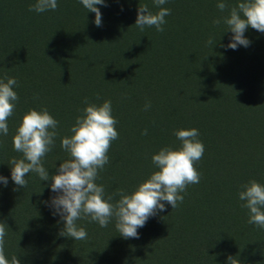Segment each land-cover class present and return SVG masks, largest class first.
I'll use <instances>...</instances> for the list:
<instances>
[{"label": "trees", "instance_id": "16d2710c", "mask_svg": "<svg viewBox=\"0 0 264 264\" xmlns=\"http://www.w3.org/2000/svg\"><path fill=\"white\" fill-rule=\"evenodd\" d=\"M69 1L71 0H60L55 12L67 10L69 14H73V20L57 18L54 15V11L51 10L44 13L45 17L40 18L41 15L39 13L28 11L29 6L28 3L26 4V0H21L18 5L14 0H0V79L14 77L18 81V86L14 88V91L17 92L19 97L15 111L8 120V135H0V176L8 179L7 186L0 184V222H3L8 228L5 236V255L9 260L12 255H17L20 264L196 263L195 260H199L202 255L203 246L206 248L213 246V243L218 238V233L213 227L210 228L209 226V229H207V225L205 227L204 224L195 225V223L191 222L188 230L193 232L188 233L186 237L193 235L192 239H195L193 240L194 243L189 246L192 248L190 253L192 255L196 254L195 257L193 256L195 260L184 259L181 256V252L184 249L177 250L179 251V256L175 255L176 250L173 248H178L182 245L180 242L181 232L176 229L180 227V221L189 216L184 217L178 214L176 209H171L168 204H165V211H158L155 216L148 219L143 228L138 229L139 238L136 239L138 242L135 248L139 246L142 249L146 247L147 243L158 244L159 242L161 246L157 247V249L155 248L154 251H149V253L154 252L148 257L149 259L141 257L138 261H131L130 259L132 258H129L128 252L130 239L126 241V239L120 237L114 227V221L106 228H101L96 223H89L88 221L79 223L78 225L84 227L87 231L88 238L86 240L74 241L71 238L59 235L63 228V223L58 215L53 214L49 203L50 199L57 195L50 190L51 180L40 181L34 173H29L26 176L27 186L14 190L17 189V186L10 178L11 165L9 161L13 157L19 158L21 155L13 151L12 137L23 114L30 109L39 111L46 108L49 114L58 121V128L56 129L58 135L55 147L46 154L43 160V166L49 169V175L52 176L56 172H52L51 169L54 168L53 171H55L61 162L68 159L67 153L60 148V139L71 135L69 129L74 125L76 117L82 114L85 98H87L88 102H93L97 95H99V98L104 99L102 93H95V91L87 95L79 93L73 84L75 76H82L84 82L93 86L100 85L105 78H94L87 67L90 68L95 63L102 67L108 65L111 41L105 40V38H110L115 43L120 42L125 36L126 39L130 36L129 50L131 51L136 46L139 47V38L144 42V45H148L149 38L153 36V31L151 33V30H155V28H147L144 31H135L138 28L130 25L131 15L136 14V10L130 0H108V4L112 5L113 13L109 9L102 8V5L100 7L96 5L102 14L101 27H96L93 24L94 13L87 12L79 3L75 7H71L68 3ZM216 1L218 2V0ZM227 2L235 5L238 0H227ZM198 4V0H169L167 6L176 9L177 13L174 17H177V14L182 15L183 12L194 11ZM130 9L132 10L131 13ZM149 9L155 12L159 10L158 8ZM208 10L210 11L209 13L214 12V8L209 7ZM84 13H87L88 18H83ZM224 14L227 15V13ZM135 20L136 18H134V22ZM131 27H134V31ZM226 30V27L223 29L215 26L214 34L208 32L206 35H202V32H199L200 35H198L199 38H204L205 41H208L211 38L210 36L218 37V34L222 36V33L224 34ZM135 33H138V39L134 37ZM252 33L247 35L250 45L247 48L238 46L232 55L237 57L242 52L250 50L248 61L236 60L235 57L228 59L223 47H217L215 44L213 46L207 45L200 53H195V51L194 53H187L186 58L191 61L192 65H190V71L185 76L189 80L195 81L196 85L198 83L206 85L209 93L214 95L217 100L243 97L246 94V90L242 87L245 73L241 65L249 62V64H255L262 69V65L255 62L257 59H254L258 51V57L264 63V34L256 30H253ZM133 37L135 40H133ZM190 37H193V35L191 34ZM141 41L140 43H143ZM143 48L146 49L147 47ZM252 52L253 54H251ZM124 53L127 52L124 51ZM124 53L121 54L122 61L120 65L122 69H127L133 61L128 57L129 55ZM146 53L153 58L152 55L155 51L149 48ZM165 54L167 58H170L175 63L176 60H179L173 52L164 53L163 56ZM154 60L155 58H153ZM158 72L162 73L161 66L158 68ZM165 72L164 74L166 75ZM150 74L147 75L150 76ZM159 76H163V73L162 75L159 74ZM170 82V90L159 87L158 91L154 88L152 82L145 84L143 91H146L147 95L155 92L158 96L149 101L151 107L161 110V99L162 109L166 112L167 117H170V120L172 118L178 120L175 126L176 130L195 128L200 133L198 139L202 143L209 140L211 125L190 121L187 119L189 118L188 116L178 117L173 111L174 107L172 104H174L175 98L168 94L172 93V88H178V90L185 88L189 84L188 79L180 77L179 79H170ZM130 88L131 90L127 95L117 101L123 104L122 107H127L134 101L136 102L138 91L135 90L134 95L132 93L133 87ZM178 90L176 91L178 92ZM194 92L195 90L188 92L189 98H192V100L195 98ZM139 93L141 92L139 91ZM80 105H82V109ZM244 107L248 106L244 104ZM140 116H144V111L137 112L134 116V122L140 119ZM114 117L116 118L117 116ZM130 121V114L122 115L121 118L118 117L116 130L119 133V138L112 142L108 151L109 162H120L122 167L128 169L129 172L130 168L134 169L136 166L133 164L134 167L132 165L128 167L130 160L133 163L146 157L143 156L145 154L143 148L145 147L146 149L144 141L146 135L142 134L144 128H136L135 124L129 126L128 123ZM147 124H151L149 118L147 119ZM139 139L143 141L140 142ZM49 164H54L55 166L50 168ZM232 164L231 162L228 174L234 176L235 181L233 183L235 187L242 189L241 186L247 183L246 176H236L233 172ZM216 166L213 168L215 169ZM105 170H110L109 164L105 165L101 171ZM145 170L147 171L146 168L142 170L143 178H141V182L146 180L147 173ZM109 174V179L99 178L96 181L97 184L104 186L106 197L115 193L118 189H123L128 193L136 189L137 186L129 187L127 185L125 173L117 175L111 172ZM213 175L215 176L214 180L208 179L210 176L206 178L208 179L206 182L210 187L212 184L215 185V179L220 180L219 178L223 176L219 175L217 171ZM212 180L213 183L211 182ZM112 189L115 190L112 191ZM182 196L183 201H186L187 195L185 191ZM115 199H119V197H115ZM190 214L186 213L185 215ZM251 229H254V226L250 224L240 227L242 234H248ZM261 231L264 237V229H261ZM116 237H118V241L119 237L123 239L122 244L127 242L122 248L118 246V250L115 249L116 246L114 245ZM245 239H248V237ZM144 241L147 242L145 243ZM170 241L180 244V246H171L175 253L169 248V245L172 244ZM249 241L248 239L245 242L248 243ZM117 245L120 244L117 242ZM240 245L242 243H238V246ZM180 257L182 258L181 262L178 260Z\"/></svg>", "mask_w": 264, "mask_h": 264}, {"label": "rangeland", "instance_id": "374dc122", "mask_svg": "<svg viewBox=\"0 0 264 264\" xmlns=\"http://www.w3.org/2000/svg\"><path fill=\"white\" fill-rule=\"evenodd\" d=\"M14 1L17 5L21 2V0ZM59 1L60 0H57V4H59ZM130 2L136 10V14L131 15L129 20L131 26L135 23L134 18H136L137 9L140 5L147 4L149 8L157 9L153 6L152 0H130ZM216 2V0H198L199 4L194 11L189 10L183 12L182 15L177 14V17H174L177 11L167 6L169 3V0H167V3L161 7L170 9L171 14L165 17L166 23L163 25V32L151 30V33L153 31V36L149 38L148 45H144V42L138 37V33H135L134 37H136V39L139 38V47L136 46V48H133L131 51L129 50V44L131 43L130 36H128V39H126L125 36L120 42L115 43H113L114 41L112 39L105 38V40L111 41L108 65L102 67L98 63H95L92 67H87L94 78L104 77L105 80L100 85L93 86L90 83L84 82L82 76H75L73 84L75 85L74 88L78 89L79 93L85 95L90 94L92 91H95V93H102L104 99H97V97H95L93 102L89 103L99 105L105 100H110L112 102V115L113 117L117 116L116 118L114 117L117 121L118 117L121 118L122 115L130 114L131 121L128 123L129 126L135 124L134 126L136 128H144V131L147 130L146 138H144L146 149L145 147L143 148L145 151L143 156L146 157L134 161L135 163H132V160H130V163L128 162V167L129 165L133 167V164L136 165L134 169L130 168L129 172L128 169L122 167V163L115 161L114 163H108L110 167L109 171L105 170L99 172L98 179H109V173L111 172L117 175L125 173L126 183L130 187L139 185L141 178H143L142 170L144 168L147 169V171L145 170L147 173L146 179L151 173L158 170L151 162L152 155L156 154L165 146L171 147L173 150L178 149L180 146V141L173 135L178 120L175 118L170 120V117H167L166 112L162 109V100L160 99L161 110L151 106L148 110H144L146 103L158 97L155 92L148 93L147 95L145 93L146 91H143L145 84L152 82L157 91L159 87L165 90L168 88L170 90V79H179L180 77L186 80L188 79L189 84H187L185 88H180L179 90L178 88H172V93L168 94L171 95L172 98L173 96L175 98L174 104H172L174 107L173 111L178 117L188 116L189 118L187 119L190 121L208 123L212 128L210 139L203 141V157L195 165L200 174V181L186 188V201H183L175 208L178 214L184 217L189 216L186 219H182V221H180V227L176 229L178 232H181L180 242L182 245L181 247L173 248L176 250L175 253L171 246H180V244L170 241L172 244L169 245V248L178 256L179 251L177 250L184 249V251H182L183 253L181 252V256L189 261L194 259L196 254L194 252L193 255L190 253L192 248L189 246L194 243L193 240L195 239H192L193 235H188L189 237L186 236L188 233L193 232L188 230L189 226H191V222L195 223V225L204 224L205 227L207 225V229H209V226L210 228L213 227L216 233H218V238L213 243V246L209 248L203 246L200 259H194L196 263L191 262L190 264H227L229 257H233L239 261V264H264V237L261 234L262 231L255 225L250 224L254 226V229H251L248 234L241 233L240 227L249 224L248 210L241 207L243 202L238 199L237 193L242 189L235 187L233 183L235 181L234 176L228 174V168L231 166L230 163L232 162L233 172L236 176L244 175V177L246 176L247 182L249 180H255L258 183L264 184V63L260 61L258 57L259 51L257 50L258 54L254 59H257L255 62L262 65V69L255 64H249V62H245L241 65L245 73L242 87L246 90V94L241 98L217 100L214 95L209 93L206 85L200 83L196 85L195 81L189 80V78L185 76V74L190 71V65H192L191 61L186 58L187 53H194V51L195 53H200V51L207 46V41H205L204 38H199V32H202V35H206L208 32L214 34L216 30L214 32L213 30L217 25L213 24V20L226 15L219 12L216 8ZM27 3L29 6L34 4L35 0H26V4ZM68 3L71 7H75L78 0H71ZM229 4L232 5L231 3ZM105 5L106 6L102 8L109 9V11L113 13L112 5L110 6L108 4V0H105ZM98 6L100 7V5ZM209 7L214 8L213 13H209ZM69 9L71 8L69 7ZM131 12L132 10L130 9V13ZM152 12L154 13L155 11L152 10ZM44 13L45 12L39 13L41 15L40 18L45 17ZM54 15L61 19H74L73 14H69L67 10L54 11ZM83 18H88L87 13L83 14ZM218 26L223 29L226 27L223 23ZM131 28L134 31V27ZM249 29L244 33L246 38H248L247 35L253 34L252 32L254 29ZM135 31L140 30L137 29ZM191 34L193 37H190ZM218 35V37L210 36L211 38L215 37L213 42L217 47L221 45L226 46L230 42L232 33L226 31L224 34L222 33L223 37L220 36V34ZM134 37L133 40H135ZM140 41L143 43H140ZM143 47L147 48L145 49ZM149 48L155 51L152 55L153 58H155L154 61L153 58L146 53ZM223 50H225L228 59H233L235 57L232 56L234 50L227 49L226 47H223ZM124 51L127 53H124ZM249 51L250 50H248V52H242L240 55L241 57L237 56L235 59L248 61ZM171 52L179 59L176 60V63L170 58H167L166 54L163 56L164 53ZM122 53L129 55L128 57L133 61L131 66L127 69H122L120 65ZM251 54H253V52ZM160 66L163 76H159V74L162 75V73L158 72ZM147 74H150V76ZM130 87H133L134 90L132 93L134 95L135 90L138 91V94H136L137 99L136 102L134 101L127 107L125 106V108L122 107L123 104L117 101L127 95L131 90ZM176 90H178V92ZM192 90H195L193 94L195 96L193 99L194 101L192 98H189L190 95H188V92ZM139 91L141 93H139ZM138 100L139 102H137ZM244 104L248 107H244ZM84 107H86L85 104ZM80 108L82 109V105H80ZM141 111H144V116H140V119L134 122V116L137 112ZM148 118L151 122L150 125L147 124ZM139 141L141 142L143 140L139 139ZM229 159H231V161H229ZM49 165L50 168L55 166L54 164ZM214 166H216L215 169L213 168ZM57 168L58 166L56 169ZM51 170L52 172H56V170L53 171L54 168ZM215 171L223 176L219 178L220 180L215 179V185L212 184L210 187L206 181L215 178L213 175ZM48 173H50L49 169ZM207 177L209 178L206 179ZM213 180L211 181L212 183ZM114 190L115 189H112V191ZM186 213L191 214L185 215ZM85 221L86 220H80L77 223L79 224ZM120 237V242L117 240L118 237H116L114 244L117 250L118 246L122 248L127 243L122 244L123 239ZM246 237L250 240L248 243L245 242L248 240L245 239ZM127 240L128 239H126V241ZM117 242L120 245H117ZM129 242L128 252L129 258H132L130 259L131 261H138L141 257L149 259L148 257L154 254V252L149 253V251H154L155 248L157 249V247L161 246L160 242L158 244L147 243L145 248L140 249L139 246L135 248L138 242L136 239H130ZM144 242L146 243L147 241ZM238 243H242V245L238 246ZM181 259L180 257L178 260L181 262Z\"/></svg>", "mask_w": 264, "mask_h": 264}, {"label": "clouds", "instance_id": "9594fccd", "mask_svg": "<svg viewBox=\"0 0 264 264\" xmlns=\"http://www.w3.org/2000/svg\"><path fill=\"white\" fill-rule=\"evenodd\" d=\"M78 3L87 12L95 14L93 24L101 27L102 14L96 5L106 6L105 0H78ZM152 3L159 10L153 13L147 4L140 5L132 26L140 31L155 28L157 32H163L165 17L171 14L170 9L161 7L167 0H152ZM57 7V0H35L28 11L43 13L55 11ZM216 8L227 15L213 20V24L223 23L226 31L232 33L230 42L221 47L232 50L238 46L247 48L250 41L244 33L249 28L264 34V0H238L235 5H230L227 0H218ZM206 43L214 45L212 38ZM17 86L18 81L14 77L0 79V135H8V120L19 100L14 91ZM84 103L86 107L82 114L76 117L69 129L71 135L60 139V148L67 153L68 159L59 164L57 174L52 176L43 166V160L55 147L58 121L46 108L39 111L30 109L23 114L12 137L13 151L21 155L9 161L10 178L17 186L14 190L27 186L29 173H34L40 181L51 180L50 190L57 195L49 203L53 214L58 215L63 223L60 236L74 241L86 240L87 231L78 225V221L96 223L101 228L114 221V227L123 239H138V229L143 228L150 217L158 211H165V204L171 209L177 208L183 202L181 193L189 185L199 183L200 174L195 165L204 154V145L198 139L200 133L195 128L174 131L173 135L180 141L179 148L173 150L165 146L151 156L157 171L132 192L118 189L106 197L104 186L96 181L99 172L109 163L108 151L112 142L119 138L117 120L112 115L110 100L97 105L85 98ZM150 106L146 103L144 110ZM142 134L147 135V130ZM7 183L8 179L0 176V184L7 186ZM241 188L237 195L243 202L241 207L248 210V223L264 229V184L249 180ZM7 231V226L0 222V264H20L17 255H12L10 260L5 255ZM227 264H239V261L229 257Z\"/></svg>", "mask_w": 264, "mask_h": 264}]
</instances>
